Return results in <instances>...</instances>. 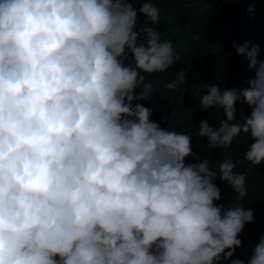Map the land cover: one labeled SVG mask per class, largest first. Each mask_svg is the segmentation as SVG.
<instances>
[{"label":"clouds","instance_id":"9594fccd","mask_svg":"<svg viewBox=\"0 0 264 264\" xmlns=\"http://www.w3.org/2000/svg\"><path fill=\"white\" fill-rule=\"evenodd\" d=\"M135 2L159 23L141 0H0V264H224L241 247L251 208L215 204L217 174L199 157L185 163L191 137L134 104L152 92L136 93L141 72L179 59L155 28L135 30ZM249 45L233 47L255 77L242 90L207 87L200 105L226 119L218 129L202 120L199 136L225 149L247 134L245 159L260 166L264 62ZM237 102L251 109L242 123ZM234 169L223 162L220 177L241 200L246 176ZM248 264H264V237Z\"/></svg>","mask_w":264,"mask_h":264},{"label":"trees","instance_id":"16d2710c","mask_svg":"<svg viewBox=\"0 0 264 264\" xmlns=\"http://www.w3.org/2000/svg\"><path fill=\"white\" fill-rule=\"evenodd\" d=\"M152 2L159 9V23L153 25L139 12L142 4L135 2L137 28H155L161 40L172 42L175 55L179 57L167 70L158 73H143L145 79L136 89L141 94L148 85L151 93L144 100L134 101L152 109L150 119L162 129L184 133L191 137L193 156L185 158L186 164L198 163L195 157L207 161L210 170L217 174L214 184L220 189L221 199L215 201L225 208L242 206L253 211V222L246 224L239 234L241 247L237 248L231 260H242L248 264L253 249L264 237V164L253 166L245 159L252 140L241 133L234 138L230 147L210 148L206 137L199 136L202 120L219 128L226 119L222 109L211 108L207 112L200 105L207 87L219 85L222 90L247 88L248 81L255 77L249 71L248 61L239 56L233 44L243 46L259 45L258 61L264 62V0H141ZM254 11L249 12V8ZM146 36L142 35L141 39ZM134 66L129 54L125 62ZM183 82L176 89L167 84L180 78ZM234 123H242L241 115L250 116L251 109L243 102L235 105ZM230 161L235 164V172L246 176L247 195L236 200L237 193L220 177V164ZM231 260L224 264H231Z\"/></svg>","mask_w":264,"mask_h":264}]
</instances>
